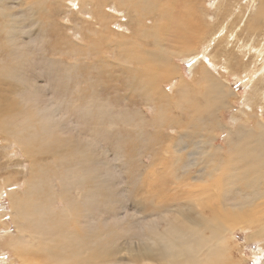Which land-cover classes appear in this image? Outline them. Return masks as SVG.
<instances>
[{"label":"rangeland","instance_id":"rangeland-1","mask_svg":"<svg viewBox=\"0 0 264 264\" xmlns=\"http://www.w3.org/2000/svg\"><path fill=\"white\" fill-rule=\"evenodd\" d=\"M195 2L181 9L197 40L174 39L196 52L173 55L152 35L173 0H0V264H162L154 233L189 205L212 207L204 235L224 239L203 259L264 264V198L241 194L251 180L229 177L225 146L228 131L264 127V0ZM206 139L228 151L213 157Z\"/></svg>","mask_w":264,"mask_h":264},{"label":"bare ground","instance_id":"bare-ground-1","mask_svg":"<svg viewBox=\"0 0 264 264\" xmlns=\"http://www.w3.org/2000/svg\"><path fill=\"white\" fill-rule=\"evenodd\" d=\"M195 4L196 3H199L198 2L199 0H195ZM218 1V0H217ZM226 2V0H225ZM188 3H192V0H173V5H175L172 9L169 8V9H165L166 7H164V16L165 19L170 23V24H164L163 22L161 23H157L155 26L152 27V30L155 37H158L159 40L162 41V43L160 45H164L163 41H165L168 37H169V42L170 44H172L173 46L172 49V54L174 55H191L193 53H195L196 51L194 50L195 47L194 46H180V43L178 40L176 39H184L183 37H187L188 36V40L193 39L194 35L196 34L195 33V26H194V23H193V20L189 19V16H190V13L187 11V10H182L181 8L188 4ZM219 3V2H218ZM224 4V1H222L220 3V5ZM170 5V4H168ZM198 5V4H197ZM191 6V5H189ZM196 6V5H195ZM200 6V5H199ZM177 7L179 8V12L177 11ZM168 8V7H167ZM193 9V8H192ZM208 10V9H207ZM208 12V11H206ZM227 12V11H226ZM205 14V13H204ZM208 14V13H207ZM217 16H219V11L216 12ZM209 16V14H208ZM227 17V16H226ZM203 18H205L203 16ZM232 20V18H231ZM251 20V19H250ZM249 20V22H251ZM165 21V20H164ZM166 21V22H167ZM226 21H227V18H226ZM93 22V21H92ZM167 22V23H168ZM224 22V21H222ZM229 22V21H228ZM226 23V22H225ZM252 23V22H251ZM255 23V21H254ZM211 24V23H210ZM229 24V23H228ZM225 25V24H224ZM227 25V23H226ZM230 25V24H229ZM219 27V26H218ZM230 28V27H229ZM249 30H254L256 29V31L254 32H258L260 34V32L258 31L259 29L256 28V26H254L253 24H250L248 26ZM228 29V27L226 28ZM217 30V28H216ZM198 31H199V34L203 35V27H198ZM235 31V30H234ZM248 31V29H247ZM249 32V31H248ZM227 33H229L227 31ZM219 34V33H218ZM234 35V34H233ZM203 38V36H201ZM200 37V39H202ZM259 37V36H258ZM176 38V39H174ZM199 38V37H198ZM249 38V37H248ZM195 39V37H194ZM199 39V40H200ZM181 40V39H180ZM197 40V38L195 39ZM193 40V41H195ZM241 40V39H240ZM184 41V40H183ZM185 41H186V38H185ZM191 41V40H190ZM202 41V40H201ZM249 41V40H248ZM168 42V41H166ZM198 42V41H196ZM194 43V42H193ZM243 43V42H242ZM252 41L250 42L249 45H251ZM184 44V42H183ZM190 44V43H189ZM169 45V44H168ZM194 45V44H192ZM244 45V44H243ZM242 45V46H243ZM241 46V47H242ZM176 48V49H174ZM171 49V48H169ZM255 54L257 55L258 59H262L263 55H264V45H260V41L258 42V45L256 47V49L254 50ZM167 54V52L165 53H162L161 55L165 56ZM171 55V54H170ZM167 65L169 64V61H164L163 64H166ZM227 68V67H226ZM209 66L206 65V67L204 66L202 68V76L203 78L207 81H209L210 77H209ZM175 70V69H174ZM213 72V71H212ZM260 74V73H259ZM263 75H264V70H263ZM16 76V75H15ZM185 84H183L182 86H179L178 88V92L180 93L181 92V95L180 96H189L190 94V91L188 89V83L189 82H183ZM212 84V83H211ZM78 85V84H77ZM165 87V86H164ZM168 93V92H167ZM210 95L213 96V94L211 93ZM219 95L220 96H223L222 99L225 100L226 98V95L224 96L222 94V92H219ZM230 96H233L232 94H230ZM5 99V98H4ZM208 102V100H207ZM227 102H220L219 104L221 106H224L226 105ZM206 105V104H205ZM219 107H216L215 110H218ZM222 109V107H221ZM214 110L211 109L209 110L208 113H218ZM3 111V110H2ZM6 113V112H5ZM219 117V116H217ZM217 117L215 116V118L217 119ZM233 120H236V117L233 118ZM259 122V121H258ZM218 124V123H217ZM220 124V123H219ZM220 127L222 128V130L225 129L224 125L221 124ZM219 127V128H220ZM209 130L212 131L213 128H208ZM238 131H241L238 130ZM244 131V130H243ZM260 131V130H259ZM228 138L226 140V143H225V146L227 144V148L228 150L231 149V153L230 154V159L231 160H236L237 163L235 164H231L233 166V171L229 174V177L230 178H233L232 176H235V172H238L240 171L241 173H243V177L244 179H250L251 181L249 182H246L245 184V188L243 190H241V194H245V197L249 198V197H253V196H257V198H264V188H262L261 186V183L256 181V179H264V173H262L260 171V166H261V163H262V160H264V127L261 126V132H258L256 133L255 130H251V131H247V133H238L236 131V133L234 131H228ZM233 136H237L236 137V140H232L231 137ZM211 141L209 143V145L207 146V149L209 154H211L213 157L217 156V155H221L227 151H225V146L221 145L220 147H218V145L215 144L214 142V139H206L204 140V143H205V146L207 145V143ZM29 144V143H28ZM196 149L199 148V143L196 142ZM216 145V146H215ZM206 148V147H205ZM205 150V149H204ZM201 152H203L201 150ZM201 154V153H200ZM206 156H208L206 154ZM211 156V157H212ZM201 157V155H200ZM212 157V158H213ZM223 160L220 159V161H214V164L212 167H206L203 169V165H202V170L200 169L199 170V175L200 177L204 176V179L208 178V177H211L212 174L215 175V172L219 171V169L222 167L221 165H224V162L226 160V157H223ZM210 158V157H209ZM194 160V159H192ZM207 162V161H206ZM210 162V161H209ZM204 163V162H203ZM223 163V164H222ZM229 163V162H228ZM208 164V163H206ZM210 164V163H209ZM230 166V165H229ZM230 166V169L231 167ZM213 168V169H212ZM228 168V167H227ZM238 170V171H237ZM240 173V174H241ZM226 174V172H225ZM246 176H245V175ZM213 175V177H214ZM222 175V173H221ZM237 176H240L239 174ZM215 178V177H214ZM237 178V177H236ZM241 178V179H242ZM201 179V178H200ZM199 179V180H200ZM212 180H214L212 178ZM204 181V180H203ZM263 181V180H262ZM216 182V181H215ZM215 182H212L213 186L216 187V183ZM211 183V181H210ZM206 184V182H205ZM209 184V183H207ZM220 183L218 182V185ZM211 185V184H210ZM209 187V186H208ZM214 188V187H213ZM225 188V187H224ZM225 190V189H224ZM227 191V190H226ZM207 192H208V189H207ZM13 193V192H12ZM15 193V192H14ZM205 194V193H204ZM221 194V193H219ZM28 197V196H27ZM219 197V196H218ZM244 197V198H245ZM200 198V197H199ZM221 198L223 199V201H219V205L221 207L226 208L229 206V205H226L228 204V201L225 200V198H227V193L224 194V196ZM234 198V197H232ZM31 199V198H29ZM207 199V198H205ZM219 199V198H217ZM256 199V198H255ZM254 199V201H255ZM225 200V201H224ZM229 200V199H228ZM232 199L230 198V201ZM252 200V199H250ZM33 201V200H32ZM41 201V200H39ZM240 201V200H239ZM232 202V201H231ZM243 202V201H242ZM258 202V201H257ZM207 203V202H206ZM230 203V202H229ZM240 203V202H239ZM249 203V202H248ZM259 203V202H258ZM179 204V203H178ZM208 204V203H207ZM241 204V203H240ZM256 204V203H254ZM264 204V203H263ZM262 204V205H263ZM180 205V204H179ZM183 203H182V208H183ZM213 205V204H212ZM248 205V204H247ZM260 205V204H259ZM186 205H184L185 207ZM215 207V206H214ZM242 207V205H241ZM246 207V206H245ZM232 208L234 210H238V206H232ZM180 209V208H179ZM185 209H188L190 212L193 211L195 217H197L196 219L195 218H191V216H193L191 213L189 212H185L184 210ZM181 210L178 215L180 216V220L181 222L180 223H177L176 219H168V221H166L167 223H165L167 225V227L163 228V230H157L154 234V236L156 237L155 239H159V242L160 244L162 245V249H161V254H160V257H159V263H162V264H224V262L220 259L219 263L216 261V250H212V251H208L207 253V257L206 259L204 258L203 259V256L202 254L206 251V250H210L212 248V246H215V245H219L220 243H223L222 240H224L223 238L221 240H217L216 238V244L214 242H211L210 241V238H207L205 235H204V230L208 229L207 227H211L209 226L210 224V218H208L209 216H207V212L209 213H215L214 209L212 207H207V206H204L203 208H201L200 210L198 209V207L196 208V211L193 210V207L191 205L189 206H186V208ZM241 209V208H240ZM239 209V210H240ZM216 211H218V209L216 208ZM243 211V210H242ZM184 212V213H183ZM219 212V211H218ZM226 212V211H225ZM224 212V213H225ZM198 214V215H197ZM220 214V213H219ZM226 214V213H225ZM237 214V213H236ZM61 215V214H60ZM217 215V213H216ZM227 216V215H226ZM219 217V216H217ZM222 218V217H221ZM224 218V217H223ZM229 218V217H228ZM30 219V218H28ZM214 219V218H213ZM220 219V218H219ZM31 220V219H30ZM40 220V219H39ZM215 220H218L216 217H215ZM226 220V219H225ZM52 221V220H51ZM63 221V220H62ZM220 221V220H219ZM232 221V220H231ZM236 221V220H235ZM234 221V222H235ZM35 222H36V219H35ZM43 222V221H42ZM40 222V223H42ZM221 222V221H220ZM37 223V222H36ZM62 223V222H61ZM43 224V223H42ZM45 224V223H44ZM51 224V223H50ZM57 224V223H56ZM55 224V225H56ZM179 224H184L186 227H187V230H188V233H187V236L186 239L183 241L182 240V243L179 244L178 246V242H177V246L178 248L176 249L174 246L171 245V237H172V233L176 232V231H172L174 229H176ZM218 224V223H217ZM211 225V224H210ZM216 225V223H215ZM221 225V224H220ZM52 226V224H51ZM214 226V225H213ZM219 226V224L217 225ZM83 227V226H82ZM182 227V225H181ZM222 227V226H221ZM221 227H218V228H221ZM42 228V226H41ZM40 228V229H41ZM212 228V227H211ZM216 228V230L218 229ZM20 231H23L21 230V228H19ZM57 229V228H56ZM179 229V227H178ZM177 229V230H178ZM48 230V229H47ZM55 230V229H54ZM181 230V228H180ZM210 230V229H209ZM220 230V229H218ZM222 230V229H221ZM82 231V230H81ZM53 232V231H52ZM58 232V231H56ZM78 232V230H77ZM172 232V233H171ZM181 232V231H180ZM45 233V232H44ZM54 233V232H53ZM66 233V232H65ZM171 233V234H170ZM206 233V232H205ZM219 233V232H218ZM49 234V233H48ZM84 234V233H83ZM181 234V233H180ZM50 235V234H49ZM47 235V236H49ZM56 235V234H55ZM58 235V234H57ZM80 235V234H78ZM177 235H178V232H177ZM53 237L55 239V236L53 235H50L49 237ZM73 236V235H72ZM71 236V238H72ZM179 236V235H178ZM220 236V235H219ZM84 237V236H83ZM182 237V236H181ZM80 238V236H79ZM179 238V237H178ZM212 238V237H211ZM48 239V238H46ZM78 239V238H77ZM213 239V238H212ZM76 240V239H75ZM91 240V239H90ZM12 241V240H11ZM84 241V239L82 240ZM14 242V241H12ZM77 242V241H75ZM88 243V242H87ZM174 245V244H173ZM51 246V245H50ZM186 248V249H185ZM154 249V248H153ZM151 249V246L147 247V250L149 252H147L150 256H152V250ZM213 249V248H212ZM54 253V252H53ZM100 254V253H99ZM98 254V255H99ZM101 254H103V251L101 252ZM206 254V252H205ZM221 254V253H219ZM226 254V253H225ZM204 255V254H203ZM97 256V255H95ZM143 256V255H142ZM135 258V257H134ZM137 258V256H136ZM139 259V258H138ZM142 259H144V257H142ZM161 261V262H160ZM79 262V261H78ZM85 262V261H84ZM84 264V263H82ZM141 264V263H140Z\"/></svg>","mask_w":264,"mask_h":264}]
</instances>
